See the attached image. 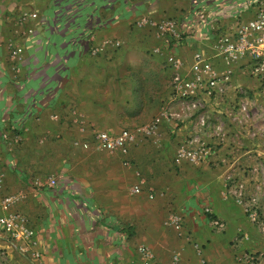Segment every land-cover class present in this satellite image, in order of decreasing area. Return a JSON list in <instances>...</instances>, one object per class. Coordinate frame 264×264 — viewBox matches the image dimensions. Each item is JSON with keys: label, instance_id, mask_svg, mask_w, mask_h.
<instances>
[{"label": "crops", "instance_id": "0c3cea01", "mask_svg": "<svg viewBox=\"0 0 264 264\" xmlns=\"http://www.w3.org/2000/svg\"><path fill=\"white\" fill-rule=\"evenodd\" d=\"M99 1L0 0V217L23 215L34 232L23 252L0 231V264H141V246L154 264H241L242 252L264 253V233L225 182L248 188L264 169V97L259 116L247 102L240 114L237 92L256 95L259 84L212 46V26L246 22L249 0ZM165 22L174 26L162 36ZM196 52L217 75L229 71L219 101L191 98L201 109L175 94L167 64L175 55L186 76ZM164 110L178 118L161 117L124 147L97 146L99 132L133 131ZM193 137L210 155L176 162ZM5 196L15 199L2 209Z\"/></svg>", "mask_w": 264, "mask_h": 264}, {"label": "built area", "instance_id": "2783aa9c", "mask_svg": "<svg viewBox=\"0 0 264 264\" xmlns=\"http://www.w3.org/2000/svg\"><path fill=\"white\" fill-rule=\"evenodd\" d=\"M248 6L254 8L252 16L244 23L236 20L229 27H221L216 25L213 28L212 46L216 55L226 65H242L248 75L254 77L258 84L264 88V0H249ZM31 18H36L37 14H29ZM172 22L161 23L157 26L158 32L163 36L172 32ZM22 51L20 46H14L11 54L12 57H17ZM193 61L189 68V74L184 76L180 70L183 67V62L175 55L167 57V64L174 70L173 85L175 94L183 99H190L189 106L194 109L203 108V104L198 99L191 98L198 93L206 96L209 100L215 99L219 101L223 95V90L220 83L227 81L229 71L217 75L214 69V63L204 53L196 52L192 57ZM196 93V94H195ZM246 102L238 104L240 113L246 112ZM163 119L171 120L178 118L176 114L162 111L159 116L155 117L150 124L139 127L133 131L122 129L118 133L110 131L99 132L96 136V144L98 147L106 150H115L124 147L131 142L136 132L146 134L152 133L153 129ZM202 120V117H201ZM211 148L208 144L201 142L193 137L188 140L187 144L180 147L176 162L186 160L193 164L203 163L211 153ZM231 182L229 192L243 206L244 213L249 222L255 226L260 232L264 233V201L262 202L259 193L264 189L261 184H254L250 187H245L243 183L233 182V177H227L225 182ZM56 181L51 178L50 185H55ZM132 192H139V188L134 186ZM14 196H5L1 200V208L7 209L13 203ZM205 213L209 209L204 210ZM168 222L174 228H180L182 218L175 214H170ZM213 228H223V223L217 219L209 220ZM27 218L20 214H10L0 217V231L9 239L21 241V250L26 252L29 245L34 243V232L27 226ZM141 256V264H154L153 253L145 246L138 248ZM37 256V254H34ZM241 264H264V253L245 251L239 257Z\"/></svg>", "mask_w": 264, "mask_h": 264}, {"label": "rangeland", "instance_id": "374dc122", "mask_svg": "<svg viewBox=\"0 0 264 264\" xmlns=\"http://www.w3.org/2000/svg\"><path fill=\"white\" fill-rule=\"evenodd\" d=\"M263 97H264V88L261 87L260 85H258V90H257V94L256 95H254V93L252 94L251 92L249 94L248 93L246 94L243 91H238L237 94H236V100H235V102H236L237 106L241 102H247L248 105L252 108L250 110V113L251 114L252 113H255V117H257V115L259 116V114L261 113V111L259 110V106L261 104H259L258 101L261 100V98H263ZM252 99L256 103L251 104L250 102H252ZM253 105H254V107H253ZM233 111H235V110H233ZM240 114H242V113H240ZM259 137L263 141L264 137L263 136H259ZM255 139H257V138H255ZM250 144H251V142H250ZM262 144H264V143L262 142ZM257 172H258V174L255 175V178H253V177H251L249 175L252 178L250 181H251V183H255V184L257 183V184H261L263 186V184H264V169H262L260 171H257ZM245 174L247 176V172H245ZM259 194H260V196H261L260 198H261V200L263 202L264 201V189Z\"/></svg>", "mask_w": 264, "mask_h": 264}, {"label": "water", "instance_id": "95a60500", "mask_svg": "<svg viewBox=\"0 0 264 264\" xmlns=\"http://www.w3.org/2000/svg\"><path fill=\"white\" fill-rule=\"evenodd\" d=\"M101 2H103V0H101ZM101 2H97V3H94L97 7H99L101 5Z\"/></svg>", "mask_w": 264, "mask_h": 264}]
</instances>
